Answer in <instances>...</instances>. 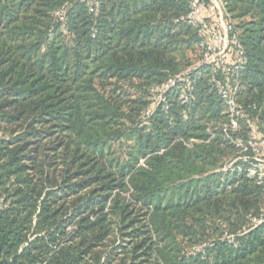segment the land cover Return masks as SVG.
Returning <instances> with one entry per match:
<instances>
[{"label": "trees", "instance_id": "obj_1", "mask_svg": "<svg viewBox=\"0 0 264 264\" xmlns=\"http://www.w3.org/2000/svg\"><path fill=\"white\" fill-rule=\"evenodd\" d=\"M225 4L247 57L242 122L264 133V0ZM186 10L0 0V264H264V184L239 161L223 171L236 150L216 125L208 139L225 113L207 68L187 103L169 92L143 119L197 47Z\"/></svg>", "mask_w": 264, "mask_h": 264}, {"label": "built area", "instance_id": "obj_2", "mask_svg": "<svg viewBox=\"0 0 264 264\" xmlns=\"http://www.w3.org/2000/svg\"><path fill=\"white\" fill-rule=\"evenodd\" d=\"M192 29L197 36L199 59L193 67L169 76L150 88L152 108L143 113L147 119L156 107L168 109V93L175 92L183 103H187L194 91V78L191 73L201 67L207 68L208 84L214 89L225 111V118L219 122H210L207 126L208 139L214 136L213 126L221 129L223 137L235 147V157L230 165L237 161L243 163L246 175L257 184H264V133L253 130L243 133L240 121L245 116L239 102L241 88L240 73L247 63L245 49L241 43V30L226 9L225 0H187V10L176 20ZM253 109L256 105L253 104ZM259 130L257 116L252 120ZM258 132V131H256ZM196 140L190 139V146ZM253 225L264 223V213L251 218ZM221 239L234 241V236L223 233ZM195 250L199 251L200 247Z\"/></svg>", "mask_w": 264, "mask_h": 264}, {"label": "rangeland", "instance_id": "obj_3", "mask_svg": "<svg viewBox=\"0 0 264 264\" xmlns=\"http://www.w3.org/2000/svg\"><path fill=\"white\" fill-rule=\"evenodd\" d=\"M234 21L238 24L239 22H238V20L237 19H234ZM192 48L190 49H188V48H186L185 50H184V57H183V62L185 63V62H187L188 61V65H186L185 66V68H183L181 71H183V70H185V69H187V68H190V67H193V65L195 64V62H197L198 61V59H199V50H198V47H196L195 45L194 46H191ZM180 54H178V58H180ZM224 113H225V111H223ZM225 118V117H224ZM223 118V119H224ZM222 119V120H223ZM243 121V119L240 121V127H241V129H243L246 133L247 132H249V131H251V130H253V132H255V133H260V130H257L254 126H253V123H252V121H249L250 123H248V124H246V123H244V122H242ZM246 124V125H245ZM248 125H250L249 127H248ZM256 131H258V132H256ZM236 167L234 166V164H232V165H230L229 164V162L225 165V167L223 168V171H225V170H227V169H229V170H233V169H235ZM239 172H241L242 171V169L241 168H239L238 167V169H237ZM263 213H264V211H263ZM217 237V236H216ZM197 246V245H196ZM197 247H189L188 246V249H187V251L188 252H191L192 250H195Z\"/></svg>", "mask_w": 264, "mask_h": 264}]
</instances>
